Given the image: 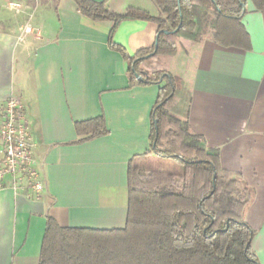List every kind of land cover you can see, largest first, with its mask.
Wrapping results in <instances>:
<instances>
[{"label":"crops","instance_id":"crops-1","mask_svg":"<svg viewBox=\"0 0 264 264\" xmlns=\"http://www.w3.org/2000/svg\"><path fill=\"white\" fill-rule=\"evenodd\" d=\"M15 2L22 9L6 10L0 30V102L11 95L23 102L45 187L29 199L27 188H13L5 178L0 264H38L46 215L62 227H124L128 163L150 150L151 110L164 82L129 85L123 57L108 46L112 22L88 19L73 0ZM107 7L159 14L153 0H108ZM240 23L248 48L222 46L204 25L196 29L198 40H179L163 63L189 92L182 118L189 132L253 190L243 219L254 230L251 249L264 264V8L246 0ZM24 24L31 32L20 29ZM157 29L152 21L125 20L112 39L132 56L154 46ZM153 63L148 59L142 67ZM101 115L109 133L75 143L84 136L75 123Z\"/></svg>","mask_w":264,"mask_h":264},{"label":"trees","instance_id":"trees-1","mask_svg":"<svg viewBox=\"0 0 264 264\" xmlns=\"http://www.w3.org/2000/svg\"><path fill=\"white\" fill-rule=\"evenodd\" d=\"M92 21H111L108 46L126 63L129 85L164 84L151 110L150 150L128 163L127 218L123 228L92 229L62 227L46 215L38 264H259L251 249L254 230L243 219L253 190L234 198L240 176L219 166L216 150H206L201 137L189 132L186 120L189 92L184 81L166 71L165 56L173 55L179 40H198L196 29L210 27L214 41L222 46L248 48L240 19L246 0H153L157 16L130 7L123 13L108 9L107 1L73 0ZM262 10L264 0H251ZM125 20L157 24L154 46L130 56L112 37ZM168 31V33H164ZM148 59L153 66L144 69ZM156 121V122H155ZM173 127V139L166 129ZM75 143L107 135L101 115L75 123ZM155 155L179 163L177 175L159 173L144 178L136 162Z\"/></svg>","mask_w":264,"mask_h":264},{"label":"built area","instance_id":"built-area-1","mask_svg":"<svg viewBox=\"0 0 264 264\" xmlns=\"http://www.w3.org/2000/svg\"><path fill=\"white\" fill-rule=\"evenodd\" d=\"M9 6L16 12L23 7L15 1ZM20 29L31 32L27 24ZM33 145L24 104L18 96L11 95L0 102V187L5 186V178L9 177L13 188H27L25 196L29 199L39 198L45 187L33 157ZM21 180L25 181L24 184Z\"/></svg>","mask_w":264,"mask_h":264},{"label":"rangeland","instance_id":"rangeland-1","mask_svg":"<svg viewBox=\"0 0 264 264\" xmlns=\"http://www.w3.org/2000/svg\"><path fill=\"white\" fill-rule=\"evenodd\" d=\"M15 0H0V30L5 27V22L8 20L6 10H11L9 4ZM29 1H39L42 2L44 0H29ZM3 12V16L2 13ZM173 127H168L166 129V140L163 141V145L167 146L168 141L173 139ZM136 164L139 166V173L142 177L148 178L151 176H156L159 173L165 174H175L177 177L175 180L178 184H182L181 180L179 179L180 175V168L179 163L173 159H159L155 155H150L147 157L140 158ZM247 193V190L244 189L243 185L238 184L237 190L234 194L235 199H239L240 196Z\"/></svg>","mask_w":264,"mask_h":264},{"label":"water","instance_id":"water-1","mask_svg":"<svg viewBox=\"0 0 264 264\" xmlns=\"http://www.w3.org/2000/svg\"><path fill=\"white\" fill-rule=\"evenodd\" d=\"M164 33H168V31H164ZM156 43V42H155ZM156 122V121H155Z\"/></svg>","mask_w":264,"mask_h":264}]
</instances>
